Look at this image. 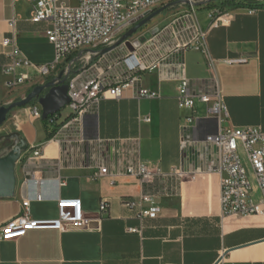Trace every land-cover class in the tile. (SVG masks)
I'll list each match as a JSON object with an SVG mask.
<instances>
[{
    "label": "crops",
    "instance_id": "obj_1",
    "mask_svg": "<svg viewBox=\"0 0 264 264\" xmlns=\"http://www.w3.org/2000/svg\"><path fill=\"white\" fill-rule=\"evenodd\" d=\"M32 5L30 0H0V104L25 96L59 72L44 78L29 67H17V74L30 79L10 90L5 86L12 75L1 69L10 62V47L1 45L3 38L13 36L17 49L33 64L53 61V46L45 35L49 25L30 20ZM251 6L256 11L248 14ZM244 8V19L227 12L225 23L212 25L206 44L228 111L220 126L264 131V1ZM187 52L197 54L189 58L190 72ZM187 52L185 77H207L202 54ZM179 73L174 60L144 73L142 85L157 88L159 99L138 100L127 89L119 98L101 100L95 113L84 115L58 139L54 134L48 138L42 119L30 116L32 104L9 111L0 126L5 141L0 155L13 144L7 138L13 132L28 147L15 163L13 196L0 198V226L20 213L26 198L30 217L36 220L57 218V200L77 198L92 222L85 229H30L0 241V264H264V215L221 216L214 172L181 180L170 174L174 168L203 169L213 148L202 139L217 129L214 118L193 115L189 137L181 146L188 112L179 109L175 99ZM162 77L166 80L158 82ZM144 116L150 121H143ZM31 147L41 151L39 157L29 158ZM136 159L155 174L152 182L123 172L124 165ZM100 167L107 173L95 178ZM143 196L150 202H141ZM133 200L157 207L158 216L139 217L138 206L126 205ZM102 201L105 213L99 212Z\"/></svg>",
    "mask_w": 264,
    "mask_h": 264
},
{
    "label": "built area",
    "instance_id": "obj_2",
    "mask_svg": "<svg viewBox=\"0 0 264 264\" xmlns=\"http://www.w3.org/2000/svg\"><path fill=\"white\" fill-rule=\"evenodd\" d=\"M30 1H33L30 20L47 22L49 25L45 35L53 46V61L49 64L31 63L17 49L13 36H10L1 41L2 46L10 47L7 52L10 62L1 69L12 75L5 82L9 90L30 79L27 74H17V67H29L35 75L44 78L58 69L59 72L63 71L69 98L65 106L70 110V115L60 124L56 123V113L48 116V124L56 125L54 138L58 139L62 131L79 123L84 115L95 113L101 100L119 98L127 89L138 100L159 99L160 91L143 86L142 76L174 60L180 72L175 99L178 108L188 112L185 117L187 125L182 127L181 146H185L189 137L188 124L192 123L193 115L214 118L217 129L202 139L206 146L213 148V154L203 169L174 168L170 174L181 180L201 171L214 172L219 177L221 216L264 215V131L252 126H220V120L227 117L228 111L206 38L212 25L227 21V12L221 9V1L169 0L176 1L182 9L162 25L150 26L129 37L126 41L131 50L125 41L116 44L120 36L140 20L138 17L144 18L168 0H77L76 5H70L68 0ZM198 8L207 9L203 18L198 15ZM255 11L256 7H247L248 14ZM109 46L113 48L103 51ZM187 51L202 54L209 70L207 77H185L183 55ZM164 80L162 77L158 82ZM29 112L33 119L41 118V110L34 104ZM142 120L149 122L150 117L144 116ZM31 150L29 158L40 156L39 149L31 147ZM137 151L136 148L133 152ZM123 172L144 183L152 182L155 178L147 165L137 159L128 161ZM106 173L107 168L100 167L94 172V177L99 178ZM29 202L28 198L24 199L20 213L0 226V241L14 239L30 229H85L92 222L84 215L77 198L58 199V216L50 220L31 218ZM141 202L148 203L150 199L143 196ZM141 202L133 200L126 202V205L131 208L138 206V216L141 218L158 216L157 207H144ZM106 207L107 204L102 201L99 212L105 213Z\"/></svg>",
    "mask_w": 264,
    "mask_h": 264
},
{
    "label": "water",
    "instance_id": "obj_3",
    "mask_svg": "<svg viewBox=\"0 0 264 264\" xmlns=\"http://www.w3.org/2000/svg\"><path fill=\"white\" fill-rule=\"evenodd\" d=\"M174 3H176V1L166 3L155 11L149 13L144 18L138 17L140 20L127 29L120 36L116 44L125 41L126 46L129 50H131V46L126 40L140 27L146 24L152 17L159 14ZM113 46L106 47L103 51H108L113 48ZM65 79L66 76H63V71H60L51 79L45 80L41 84L34 85L23 98L6 105H0V126L6 120L7 114L11 109L26 106L33 100L40 105L42 120H45L49 115H53L58 112L69 101L67 95L68 85L65 83ZM7 138L12 139L13 144L0 155V198L13 196L16 186L15 163L20 159L21 153L27 150L28 147L24 138L19 136L17 132L10 133L7 135Z\"/></svg>",
    "mask_w": 264,
    "mask_h": 264
},
{
    "label": "rangeland",
    "instance_id": "obj_4",
    "mask_svg": "<svg viewBox=\"0 0 264 264\" xmlns=\"http://www.w3.org/2000/svg\"><path fill=\"white\" fill-rule=\"evenodd\" d=\"M215 1H221L222 2L221 3V9L224 12L233 13V14L237 15V17L240 18V19H244V17H245V12H244L245 11L244 10L245 8L244 7L246 5H249L251 3L256 4L258 2L257 0H213V2H215ZM262 1H264V0H262ZM68 2H69L70 5H76L77 4V0H68ZM167 2H169V0L166 1L165 3H167ZM173 2H175V1H173ZM180 9H182V7L178 3H174L170 7L166 8L165 10H163L162 12H160L159 14L155 15L154 17H152L146 23V25L140 27L131 36H134V35H136L138 33H141L143 30H145L146 28H148L150 26H153V25H162L163 23H165L166 21H168L169 19H171L172 16L176 12L180 11ZM206 10H207L206 8H198V15L200 16V18H203L204 17ZM206 22H208V21H205L204 23H206ZM205 25H207V24H205ZM191 55H197V54L196 53L191 54V52H187L186 53V62L188 63V72H190V70H191L190 69V65H189V58H190ZM58 67L59 66H57V68ZM13 93H14L13 91L9 92V94H13ZM23 97H17L13 101L19 100V99H21ZM6 104H9V103H6ZM6 104L1 103L0 105H6ZM29 104H34L37 107L38 110H41L40 105L37 104L35 102V100L31 101ZM56 115H57L56 123L60 124L63 121L64 118H66L68 115H70V110L68 109L67 106H64L58 112H56ZM47 125H48V128L50 130H52L54 128V125L48 124V121H47ZM3 142L5 143V141L3 139H0V146L4 145Z\"/></svg>",
    "mask_w": 264,
    "mask_h": 264
},
{
    "label": "trees",
    "instance_id": "obj_5",
    "mask_svg": "<svg viewBox=\"0 0 264 264\" xmlns=\"http://www.w3.org/2000/svg\"><path fill=\"white\" fill-rule=\"evenodd\" d=\"M47 119H48V117L45 120H42V121H43V123L45 125V128H46V131H47V137L49 138V137H51L54 134L55 128H53L52 130H48Z\"/></svg>",
    "mask_w": 264,
    "mask_h": 264
}]
</instances>
